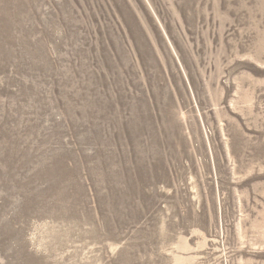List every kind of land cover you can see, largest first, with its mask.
<instances>
[{"label": "rangeland", "instance_id": "rangeland-1", "mask_svg": "<svg viewBox=\"0 0 264 264\" xmlns=\"http://www.w3.org/2000/svg\"><path fill=\"white\" fill-rule=\"evenodd\" d=\"M0 264H264V0H0Z\"/></svg>", "mask_w": 264, "mask_h": 264}]
</instances>
